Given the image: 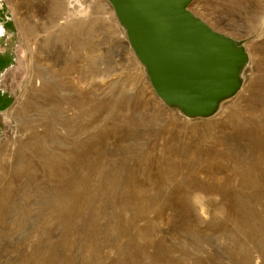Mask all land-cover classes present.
<instances>
[{
  "label": "rangeland",
  "instance_id": "374dc122",
  "mask_svg": "<svg viewBox=\"0 0 264 264\" xmlns=\"http://www.w3.org/2000/svg\"><path fill=\"white\" fill-rule=\"evenodd\" d=\"M188 10L248 55L206 119L156 97L105 0H0V264H264V0Z\"/></svg>",
  "mask_w": 264,
  "mask_h": 264
},
{
  "label": "water",
  "instance_id": "95a60500",
  "mask_svg": "<svg viewBox=\"0 0 264 264\" xmlns=\"http://www.w3.org/2000/svg\"><path fill=\"white\" fill-rule=\"evenodd\" d=\"M105 1L165 106L206 119L240 91L244 47L193 16V0Z\"/></svg>",
  "mask_w": 264,
  "mask_h": 264
},
{
  "label": "bare ground",
  "instance_id": "6f19581e",
  "mask_svg": "<svg viewBox=\"0 0 264 264\" xmlns=\"http://www.w3.org/2000/svg\"><path fill=\"white\" fill-rule=\"evenodd\" d=\"M79 4H80V3H79ZM83 7H84V6H83ZM81 8H82V7H81ZM83 14H84V13H83ZM83 14H82V15H83ZM260 20H261V19H260ZM261 21H262V23H264V18H263ZM71 24H72V23H71ZM223 102H224V101H223ZM219 106H220V105H219ZM218 108H219V107H218ZM217 110H218V109H217ZM89 133H90V132H89ZM38 152H39V151H38ZM42 154L44 155V153H42ZM45 156H47V155H45ZM94 157H95V156H94ZM32 159H33V158H32ZM57 159H58V158H57ZM97 159H98V158H97ZM48 160H49V159H48ZM81 160H82V159H81ZM33 161H34V160H33ZM60 161H62V160L60 159ZM83 161H84V160H83ZM87 161H88V159H87ZM95 161H96V160H95ZM48 163H49V162H48ZM76 163H77V161H76ZM82 163H83V162H82ZM87 163H88V162H87ZM91 163H93V161H92ZM96 163H97V162H96ZM120 163H121V162H120ZM259 163H261V162H259ZM50 164H51V163H50ZM97 164H98V163H97ZM256 164H257V163H256ZM73 165H74V164H73ZM88 165H89V164H88ZM92 165H93V164H92ZM261 165H263V164H261ZM24 166H25V165H24ZM76 166H77V165H76ZM123 166H124V165H123ZM258 166H259V165H258ZM27 167H28V166H27ZM52 167H53V165H52ZM52 167H51V168H52ZM88 167H89V166H88ZM47 168H48V167H47ZM96 168H97V167H96ZM104 168H105V167H104ZM108 168H109V167H108ZM169 168H170V167H169ZM174 168H175V167H174ZM174 168L172 167V168H170V169H173V170H174ZM257 168H258V167H257ZM259 168H260V166H259ZM262 168H263V167H262ZM25 169H26V168H25ZM44 169H45V168H44ZM55 169H56V168H55ZM70 169H71V168H70ZM30 170H31V168H30ZM32 170H33V169H32ZM36 170H37V169H36ZM45 170H46V169H45ZM52 170H53V169H51V171H52ZM56 170H57V169H56ZM128 170H129V169H128ZM259 170H260V169H259ZM41 171H42V170H41ZM41 171H40V172H41ZM63 171H64V170H63ZM63 171H61V172H63ZM66 171H68V173H69V171H72V170H67V169H66ZM90 171H91V169H90ZM90 171H89V172H90ZM93 171H94V170H93ZM174 171H175V170H174ZM35 172H36V171H35ZM49 172H50V171H49ZM72 172H73V171H72ZM130 172H131V171H130ZM254 172H255V171H254ZM258 172H259V171H258ZM50 173H52V172H50ZM59 173H60V172H59ZM59 173H58V174H59ZM93 173H94V172H93ZM100 173H102V172H100ZM112 173H113V172H112ZM260 173H261V172H260ZM34 174H36V173H34ZM52 174H53V173H52ZM55 174H56V173H55ZM113 174H114V173H113ZM115 174H116V173H115ZM115 174H114V175H115ZM28 175H29V174H28ZM108 175H110V174H108ZM171 175H172V174H171ZM175 175H177V173H176ZM260 175H263V174L261 173ZM24 176H25V175H24ZM59 176H60V175H59ZM35 177H36V176H35ZM61 177H62V176H61ZM63 177H64V173H63ZM118 177H119V175H118ZM25 178H27V177H25ZM30 178H31V177H30ZM32 178H33V177H32ZM56 178H57V177H56ZM108 178H110V177H108ZM111 178H112V177H111ZM114 178H115V177H114ZM256 178H257V177H256ZM34 179H35V178H34ZM106 179H107V178H106ZM118 179H119V178H118ZM27 180H29V179H27ZM60 180H61V179H60ZM60 180H59V181H60ZM110 180H111V179H110ZM112 180H113V179H112ZM259 180H260V177H259ZM261 182H262V181H261ZM110 183H111V181H110ZM115 183H116V182H115ZM30 184H31V183H30ZM109 186H110V185H109ZM114 186H115V185H114ZM218 186H219V185H218ZM119 187H120V185H119ZM216 187H217V186H216ZM208 188H209V187H208ZM212 188H213V187H212ZM218 188H219V187H218ZM218 188H217V189H218ZM106 189H107V188H106ZM114 189H115V188H114ZM209 189H210V188H209ZM209 189H208V190H209ZM219 189H220V188H219ZM219 189H218V190H219ZM112 190H113V189H112ZM211 190H212V189H211ZM218 190H217V192H218ZM255 190H256V189H255ZM114 191H115V190H114ZM251 191H252V190H251ZM211 192H213V191H211ZM233 192H234V191H233ZM237 192H238V191H237ZM260 192H261V191H260ZM109 193H110V192H109ZM215 193H216V192H215ZM253 194H254V193H253ZM261 194H262V193H261ZM261 194H260V195H261ZM233 195H234V193H233ZM257 195H258V194H257ZM260 195H259V196H260ZM112 196H113V194H112ZM114 196H115V194H114ZM259 196H258V197H259ZM88 197H89V196H88ZM105 197H106V196H105ZM59 202H60V201H59ZM58 204H59V203H58ZM234 204H235V203H234ZM186 208H187V207H186ZM185 211H186V209H185ZM232 211H233V210H232ZM112 223H113V222H112ZM185 225H186V224H185ZM186 227L188 228V226H186ZM110 228H111V227H110ZM190 229H191V228H190ZM188 230H189V229H188ZM94 257H95V255H94Z\"/></svg>",
  "mask_w": 264,
  "mask_h": 264
},
{
  "label": "crops",
  "instance_id": "0c3cea01",
  "mask_svg": "<svg viewBox=\"0 0 264 264\" xmlns=\"http://www.w3.org/2000/svg\"><path fill=\"white\" fill-rule=\"evenodd\" d=\"M0 41L2 40L0 39ZM8 62L9 59L0 50V69L2 67L4 68ZM8 104H9V95L0 91V109L1 107L5 108L6 106H8Z\"/></svg>",
  "mask_w": 264,
  "mask_h": 264
},
{
  "label": "flooded vegetation",
  "instance_id": "af4514ba",
  "mask_svg": "<svg viewBox=\"0 0 264 264\" xmlns=\"http://www.w3.org/2000/svg\"><path fill=\"white\" fill-rule=\"evenodd\" d=\"M7 23L0 19V39L5 37Z\"/></svg>",
  "mask_w": 264,
  "mask_h": 264
}]
</instances>
